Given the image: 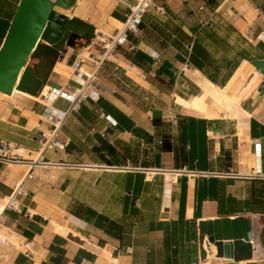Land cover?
<instances>
[{"label": "crops", "instance_id": "crops-1", "mask_svg": "<svg viewBox=\"0 0 264 264\" xmlns=\"http://www.w3.org/2000/svg\"><path fill=\"white\" fill-rule=\"evenodd\" d=\"M19 1L0 0V47ZM64 1L58 11L93 34L29 61L32 79L46 77L41 92H0V264H264V75L251 64L264 59V0H152L139 33L98 65V32L121 30L137 0ZM78 59L97 68V91L74 110L46 100L82 82ZM247 63L233 86L242 125L210 99L214 115L177 102L224 87ZM52 108L65 115L50 118ZM102 142L124 162L108 164ZM148 144L149 156L126 152ZM11 148L28 157L11 160ZM13 195L16 208H2ZM222 218L249 240L219 252L199 223Z\"/></svg>", "mask_w": 264, "mask_h": 264}, {"label": "water", "instance_id": "water-1", "mask_svg": "<svg viewBox=\"0 0 264 264\" xmlns=\"http://www.w3.org/2000/svg\"><path fill=\"white\" fill-rule=\"evenodd\" d=\"M69 6L64 0L19 1L0 47V92L10 94L14 88L22 91L28 88L31 94L41 92L46 77L38 73L32 79L33 65L29 61L40 59L45 46L58 54L65 45H72L73 39L89 38L93 34V26L56 10V7ZM251 64L264 75V59L253 60ZM236 223V219L226 218L200 222L199 231L206 234L217 249H235L250 238L249 230L237 235L241 230Z\"/></svg>", "mask_w": 264, "mask_h": 264}, {"label": "built area", "instance_id": "built-area-1", "mask_svg": "<svg viewBox=\"0 0 264 264\" xmlns=\"http://www.w3.org/2000/svg\"><path fill=\"white\" fill-rule=\"evenodd\" d=\"M152 0H137L133 5L130 14L128 15L123 27L121 30H118L113 36H107L102 40H97L101 43L100 50L102 58L96 57L89 59L92 61L94 65H98L101 60L108 58L110 54L116 53L117 48L125 41L128 34L137 35L140 31L141 17L143 13H145L151 6ZM81 63H83V59L74 60L72 63V73L81 78L82 82L79 83L78 86H72L66 84L63 87L52 88L46 98V100H53L56 97H64L70 104L69 109L74 110L77 108L80 101L89 96L90 92H96L99 88V84L96 80L97 68L93 71H85L81 67ZM64 112H60L56 109H51L48 112V116L50 118L60 119L64 116ZM54 145H57V141H53ZM0 145L2 148L6 146L5 141H0ZM5 154V152H3ZM16 199V195L11 196V198L5 203L3 207H13L14 201ZM6 238L3 237L0 233V243H6ZM15 243V242H12Z\"/></svg>", "mask_w": 264, "mask_h": 264}, {"label": "bare ground", "instance_id": "bare-ground-1", "mask_svg": "<svg viewBox=\"0 0 264 264\" xmlns=\"http://www.w3.org/2000/svg\"><path fill=\"white\" fill-rule=\"evenodd\" d=\"M98 36L102 37V39L107 38V36H104V34L99 31ZM104 36V37H103ZM98 40V39H97ZM251 69L250 65L244 64L242 67H240L233 77L230 79V81L225 85L224 87H217L213 86L210 83H207L206 85H203V90L202 93L196 97H193L190 101L183 100L179 97L176 98L177 102L181 103L184 108L186 109H194L198 111H204L207 115H214L215 113L212 112H206L205 110V101L207 99L212 100L215 104H217L220 108L222 109H229L232 111V115L236 116L239 122V125H242L243 121L245 120V114L241 110H237V100H236V95L234 94V85L238 79H241L245 77L248 73V71ZM256 77V74H252V79L253 80ZM248 82V83H249ZM247 83V85H248ZM246 85V87H247ZM262 84L258 86V89L261 87ZM45 94V91L44 93ZM20 148L16 149L14 153L16 155H20L18 152Z\"/></svg>", "mask_w": 264, "mask_h": 264}, {"label": "rangeland", "instance_id": "rangeland-1", "mask_svg": "<svg viewBox=\"0 0 264 264\" xmlns=\"http://www.w3.org/2000/svg\"><path fill=\"white\" fill-rule=\"evenodd\" d=\"M56 10H59V11H64L63 9L59 8V7H56ZM66 12V11H65ZM106 36V35H104ZM103 36V37H104ZM97 39L98 40H102V37H99L97 36ZM150 143V142H149ZM148 148H143L142 150H140L138 147H136L135 145H132L130 146V150H127L126 152L130 155H134V157L139 153H141L142 155L145 154V152L147 153V155L149 156L151 154V147H150V144H148L147 146ZM12 149V148H11ZM16 150V148H13L11 151H10V154H8L9 158H11V160H19V159H23L24 157H28V152L26 150H23V149H20L18 152L20 153L21 156L19 155H16L14 153V151ZM130 164H135L133 162V158L130 160Z\"/></svg>", "mask_w": 264, "mask_h": 264}, {"label": "trees", "instance_id": "trees-1", "mask_svg": "<svg viewBox=\"0 0 264 264\" xmlns=\"http://www.w3.org/2000/svg\"><path fill=\"white\" fill-rule=\"evenodd\" d=\"M135 132L142 134V136H148L144 131H139V129H136ZM149 137V136H148ZM168 136H164L162 139V145L161 148L162 150H172V146L170 142L168 141ZM102 147L107 153H109L111 156H113L112 159L107 160L108 164H121L124 162L123 159H119L118 156H120L117 152L114 151V149L107 145L106 143L102 142ZM220 252V249H219Z\"/></svg>", "mask_w": 264, "mask_h": 264}, {"label": "flooded vegetation", "instance_id": "flooded-vegetation-1", "mask_svg": "<svg viewBox=\"0 0 264 264\" xmlns=\"http://www.w3.org/2000/svg\"><path fill=\"white\" fill-rule=\"evenodd\" d=\"M74 42V41H73Z\"/></svg>", "mask_w": 264, "mask_h": 264}]
</instances>
